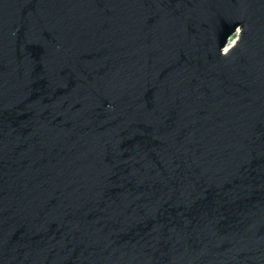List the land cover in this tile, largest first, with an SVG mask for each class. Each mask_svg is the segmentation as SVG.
<instances>
[{
  "label": "water",
  "instance_id": "obj_1",
  "mask_svg": "<svg viewBox=\"0 0 264 264\" xmlns=\"http://www.w3.org/2000/svg\"><path fill=\"white\" fill-rule=\"evenodd\" d=\"M0 264H264V0H0Z\"/></svg>",
  "mask_w": 264,
  "mask_h": 264
},
{
  "label": "clouds",
  "instance_id": "obj_2",
  "mask_svg": "<svg viewBox=\"0 0 264 264\" xmlns=\"http://www.w3.org/2000/svg\"><path fill=\"white\" fill-rule=\"evenodd\" d=\"M245 33V26L242 28L241 24L235 28V31L231 33L226 40L223 47L220 48V55L224 58L229 57L238 46L241 45ZM111 105L108 108L111 109Z\"/></svg>",
  "mask_w": 264,
  "mask_h": 264
}]
</instances>
